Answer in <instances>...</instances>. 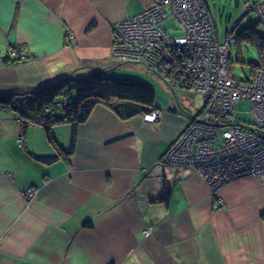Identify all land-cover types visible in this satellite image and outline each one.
<instances>
[{
    "label": "crops",
    "instance_id": "crops-1",
    "mask_svg": "<svg viewBox=\"0 0 264 264\" xmlns=\"http://www.w3.org/2000/svg\"><path fill=\"white\" fill-rule=\"evenodd\" d=\"M152 1L0 0V92L123 75L111 55L113 27ZM12 48L34 61L15 62ZM181 107L160 110L156 99L162 116L149 123L99 104L74 147L72 125L53 127L64 153L52 164L36 158L58 155L45 130L24 129L17 112L0 109V264H264V176L213 192L195 171L164 164L189 124ZM31 186L39 193L28 202L22 192ZM167 191L168 205L160 201Z\"/></svg>",
    "mask_w": 264,
    "mask_h": 264
},
{
    "label": "built area",
    "instance_id": "built-area-1",
    "mask_svg": "<svg viewBox=\"0 0 264 264\" xmlns=\"http://www.w3.org/2000/svg\"><path fill=\"white\" fill-rule=\"evenodd\" d=\"M242 1L244 15L254 13L264 27V0ZM168 21L180 30L179 35L172 36L163 26ZM113 30L111 55L117 62L159 71L171 89L192 90L208 106L209 120H200L204 111L192 116L163 158L164 164L195 171L213 192L235 181L264 176V71L251 81L230 76L235 35L231 32L225 42L218 40L203 0H155L140 14L116 23ZM9 55L21 63L34 61L19 48H12ZM241 100L251 104V124L230 119ZM161 116L156 110L144 119L155 123ZM18 143L24 144L23 136ZM38 193L31 186L22 195L30 202ZM150 233L151 229L145 232Z\"/></svg>",
    "mask_w": 264,
    "mask_h": 264
},
{
    "label": "trees",
    "instance_id": "trees-1",
    "mask_svg": "<svg viewBox=\"0 0 264 264\" xmlns=\"http://www.w3.org/2000/svg\"><path fill=\"white\" fill-rule=\"evenodd\" d=\"M203 1L207 5V2L205 0ZM235 28L233 31H235ZM178 31L180 33V30ZM235 38L236 44L241 45L243 42H248L259 49L260 52L264 50V38L260 36L257 25L236 31ZM16 61L17 60H15V62ZM122 64L125 63H119L118 65ZM252 64L250 73L253 77L240 81H251L255 79L260 70L264 71L263 66H261L263 64ZM152 72L165 81V75L161 74L159 71ZM172 90L173 92L175 91V89ZM72 93H76V96L73 97ZM61 99H63V102L59 103ZM155 102L156 93L143 82L133 79H116L115 77L107 76L104 72H93L78 79L69 77L67 80H63L34 93L18 94L0 92V109H9L17 112L24 129L29 124H35L41 126L45 130L48 140L58 151V155L36 157L45 164L54 163L64 153L59 150L53 139V127L62 124L72 125L74 129L72 147H74L77 127L84 124L89 119L97 105H108L116 111L121 118L130 119L138 115H144L145 117V115L158 110L155 108ZM125 106L131 110L134 108L138 110L133 113L124 111L123 109ZM48 109H50V111H48ZM181 110L186 111L183 107H181ZM125 112L130 113L124 116ZM160 201L168 205L170 202V193L168 191L165 192V195Z\"/></svg>",
    "mask_w": 264,
    "mask_h": 264
},
{
    "label": "rangeland",
    "instance_id": "rangeland-1",
    "mask_svg": "<svg viewBox=\"0 0 264 264\" xmlns=\"http://www.w3.org/2000/svg\"><path fill=\"white\" fill-rule=\"evenodd\" d=\"M205 1L207 2L209 12L215 24L217 37L220 42H225L227 35L233 31V28L236 25L237 26L235 28V31H233L234 35L236 31L257 25L260 36L264 38L263 25L258 22V18L254 13H249L248 15L244 16L243 2L241 0ZM164 27L169 30L172 35L180 34L176 26L170 21L166 22L164 24ZM72 38V34L67 35V41H71ZM230 59L231 60H229V74L236 80L251 79L253 77V75L250 73V67L253 65L252 63L258 65L263 64L261 66H263L264 68V50L260 52L259 49L255 48L248 42H243L241 43V45L236 44V42L232 44L230 46ZM115 63L117 65L115 69L123 68L127 71L123 75H119V77L115 78L133 80H136L133 76H138L139 78H141V82H144L156 93V99L160 110L166 111L169 108L171 101H173L177 105L180 102L183 108H185L188 112L191 113L188 114L182 111L185 115H188L190 119L189 123L192 119V116L199 115L203 111L204 118L200 120H209V109L204 98L201 95L194 93L192 90L187 91L178 88L175 89L174 93L173 90L168 86V84L162 79H160V81L163 84H158L157 82L154 84L150 83V81L148 80L143 79L140 73L144 71L154 73L152 71H149L145 67L139 64L125 63L122 65H118V62ZM132 73L134 75H132ZM145 81H147L148 83H146ZM176 100L179 102L177 103ZM230 119L233 120L235 123L251 124L253 122L251 104L247 100L239 101L235 108L234 115L231 116Z\"/></svg>",
    "mask_w": 264,
    "mask_h": 264
},
{
    "label": "clouds",
    "instance_id": "clouds-1",
    "mask_svg": "<svg viewBox=\"0 0 264 264\" xmlns=\"http://www.w3.org/2000/svg\"><path fill=\"white\" fill-rule=\"evenodd\" d=\"M184 113H188V112H186V111H183ZM188 114H191V113H188Z\"/></svg>",
    "mask_w": 264,
    "mask_h": 264
},
{
    "label": "water",
    "instance_id": "water-1",
    "mask_svg": "<svg viewBox=\"0 0 264 264\" xmlns=\"http://www.w3.org/2000/svg\"><path fill=\"white\" fill-rule=\"evenodd\" d=\"M244 16H246V15H244ZM236 26H237V25H236ZM236 26H235V27H236ZM235 27H234V28H235ZM234 28H233V29H234Z\"/></svg>",
    "mask_w": 264,
    "mask_h": 264
}]
</instances>
